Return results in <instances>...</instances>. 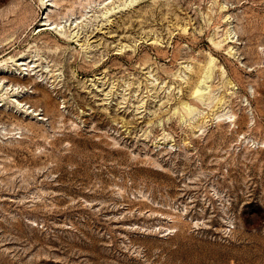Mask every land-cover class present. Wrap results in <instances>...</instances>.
<instances>
[{"label":"rangeland","instance_id":"1","mask_svg":"<svg viewBox=\"0 0 264 264\" xmlns=\"http://www.w3.org/2000/svg\"><path fill=\"white\" fill-rule=\"evenodd\" d=\"M44 1L0 0L54 105L0 79V264H264V0Z\"/></svg>","mask_w":264,"mask_h":264},{"label":"bare ground","instance_id":"2","mask_svg":"<svg viewBox=\"0 0 264 264\" xmlns=\"http://www.w3.org/2000/svg\"><path fill=\"white\" fill-rule=\"evenodd\" d=\"M130 1V0H129ZM131 1H133V0H131ZM135 1V0H134ZM39 2H40V4H41V6H43V5H46V2L44 1V0H39ZM126 2H124V4H125ZM129 3V2H128ZM131 3V2H130ZM116 7H117V5H115ZM126 6V5H125ZM129 6H131V4L129 5ZM128 6V7H129ZM114 7V6H113ZM112 7V8H113ZM127 7V6H126ZM118 8V7H117ZM116 9V8H115ZM123 9V8H122ZM110 10V9H109ZM108 10V11H109ZM125 10V9H124ZM108 11L106 12V13H108ZM103 15V14H102ZM101 15V16H102ZM106 16V15H105ZM104 16V17H105ZM21 19H22V17H21ZM105 19V18H104ZM107 19V18H106ZM21 21V20H20ZM23 21V20H22ZM25 21H27V20H25ZM45 24H42V26H44ZM40 28V27H39ZM44 29H46V30H50V28H44ZM96 29V28H95ZM98 29V28H97ZM100 29H101V27H100ZM40 31H42V29H40ZM65 31H68V30H64V32L63 31H59L60 33H61V35L60 36H62L61 38H64L65 39V42L66 43H73V42H75L76 40H74L75 38H76V36L77 35H73V34H66V33H68V32H65ZM70 32V31H69ZM71 33V32H70ZM74 33V32H73ZM77 33V32H76ZM41 34V33H40ZM45 34V33H44ZM75 34V33H74ZM42 35V34H41ZM80 35V34H79ZM91 35V34H90ZM87 38V37H86ZM8 39V38H7ZM78 39H80V38H78ZM83 40H86V39H83ZM89 40H87L86 41V44H85V46H84V44H83V46H84V48H85V51L86 52H88L87 50H89V48L91 47V43L89 44ZM3 43V42H2ZM78 43V42H77ZM221 43V42H220ZM218 44H219V42H218ZM78 45V44H77ZM217 46V45H216ZM83 49V48H82ZM92 50V49H91ZM229 50H230V48H229ZM228 50V51H229ZM84 51V50H83ZM91 52V51H90ZM85 53V52H84ZM230 53V52H229ZM89 55H90V53H88ZM22 56V55H21ZM85 56L87 57L88 55H86V53H85ZM84 56V57H85ZM3 57V56H2ZM89 57V56H88ZM91 57V56H90ZM1 58V57H0ZM16 58V57H15ZM24 58L23 57H19V59H13V57L12 56H10L9 58H6L4 61H6V60H9V62H17L18 60H23ZM87 58H85V60H82V61H84V64L86 65V66H90L91 68H96V62L98 61V60H86ZM99 63V62H98ZM103 63V62H102ZM212 63V59L210 60V64ZM17 65H21V64H19V62L18 63H16ZM83 66V65H82ZM19 67V66H18ZM211 68V67H210ZM83 69V68H82ZM85 69H86V67H85ZM88 69V68H87ZM208 69H209V67H208ZM84 70V69H83ZM94 71V70H93ZM55 72V71H54ZM30 73V72H29ZM3 74V75H2ZM0 79L1 78H5V79H8V81L9 82H11V83H14V85H26V84H29V83H33V86H34V88H35V91H37L38 92V100L37 101H40V102H43V103H45L46 105H48V106H54L53 104H52V98H51V94H49V90H47L44 86H42L41 84H39L38 82H33L32 80H31V78H20V77H17V76H13V75H7V73H5V72H2V71H0ZM59 75V74H58ZM51 76H53L54 77V75H51ZM59 76H57V78H58ZM208 77V76H207ZM55 80H57V79H54V81ZM202 81V80H201ZM59 83V82H58ZM57 83V84H58ZM54 84V83H53ZM66 84V83H65ZM56 85V84H55ZM199 87V86H198ZM1 90V89H0ZM56 90H57V88H56ZM69 90V89H68ZM58 92H60V94L62 95V97H66V94H64L63 92H62V89L61 90H58ZM199 92V89L198 88H196L195 89V91H194V93H198ZM203 96H205L204 94H201V96L200 97H203ZM68 97V96H67ZM63 100H64V98H63ZM67 102V101H66ZM187 110H188V113L189 114H191L192 112H193V109H191V107H187ZM3 113H5L7 116H12L11 115V113H6L5 111H2ZM14 116V115H13ZM12 116V117H13ZM89 116V115H88ZM11 117V118H12ZM77 117H78V115H77ZM82 117V116H81ZM3 118V117H2ZM10 120V119H9ZM85 120V119H84ZM87 120V119H86ZM4 121V120H3ZM1 122V121H0ZM11 122V121H10Z\"/></svg>","mask_w":264,"mask_h":264}]
</instances>
